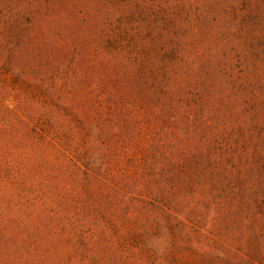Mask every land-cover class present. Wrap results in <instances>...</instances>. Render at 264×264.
Listing matches in <instances>:
<instances>
[{"label":"rangeland","instance_id":"374dc122","mask_svg":"<svg viewBox=\"0 0 264 264\" xmlns=\"http://www.w3.org/2000/svg\"><path fill=\"white\" fill-rule=\"evenodd\" d=\"M51 40L56 51L37 41L13 63L21 51L6 35L0 264H264V215L206 207L197 178H156L151 153L178 143L106 63L119 41L107 39V56L86 38L82 53Z\"/></svg>","mask_w":264,"mask_h":264},{"label":"trees","instance_id":"16d2710c","mask_svg":"<svg viewBox=\"0 0 264 264\" xmlns=\"http://www.w3.org/2000/svg\"><path fill=\"white\" fill-rule=\"evenodd\" d=\"M7 34L21 51L13 63L37 41L56 51L49 37H71L58 50L77 53L86 38L108 56L115 37L106 63L178 143L151 153L156 178H197L206 207L264 215V0H0V67Z\"/></svg>","mask_w":264,"mask_h":264}]
</instances>
